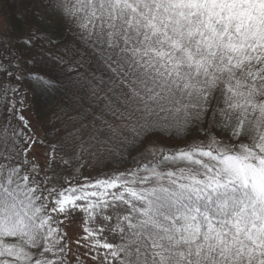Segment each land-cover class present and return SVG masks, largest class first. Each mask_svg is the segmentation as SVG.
<instances>
[{
    "label": "snow or ice",
    "instance_id": "1",
    "mask_svg": "<svg viewBox=\"0 0 264 264\" xmlns=\"http://www.w3.org/2000/svg\"><path fill=\"white\" fill-rule=\"evenodd\" d=\"M41 7L76 46L50 57L51 75H24L0 41V264H73L65 226L77 215L75 243L95 264H264V0ZM35 40L51 43L35 32L24 43ZM85 55L106 80L80 71ZM25 79L63 91L61 111L78 112L74 121L89 118L85 100L106 88L91 134L82 124L45 145L24 114ZM156 137L192 139L165 148ZM105 156L131 165L81 177L85 157Z\"/></svg>",
    "mask_w": 264,
    "mask_h": 264
},
{
    "label": "trees",
    "instance_id": "2",
    "mask_svg": "<svg viewBox=\"0 0 264 264\" xmlns=\"http://www.w3.org/2000/svg\"><path fill=\"white\" fill-rule=\"evenodd\" d=\"M41 3L42 0H0V14L5 20V31L0 33V41H7L9 46L19 53L21 57L20 63L25 66L24 75L28 73L51 75L54 61L50 57L62 55L65 46L69 48L76 46L68 26L58 17L50 15L46 9L41 7ZM41 17L44 19L42 20ZM33 32L38 36L41 34L46 35L51 40V43L48 40H35L31 47L26 46L24 41L30 38ZM38 52L47 53V55H38ZM33 58H35L34 65L27 66L26 62ZM72 58L77 57L73 54ZM2 59L3 57L0 56V60ZM81 63L84 65L80 69L81 72L92 73L97 77L103 76L105 80L107 79L104 69L89 62L86 55L81 60ZM19 86L22 90H27L26 98L39 130L43 133L45 145L61 143L70 131L80 128L82 124L87 125L81 131V135L86 139L93 130L90 121L99 117L104 111L105 100L103 97L106 88L103 86L98 93L99 98L89 97L85 100V107L89 110V118L75 121L72 117H78V112L65 114L61 111L65 107L63 91L49 95L35 89L34 85L26 79L20 82ZM80 111H83V109ZM108 119L110 120L111 117H108ZM199 138L203 139V137ZM155 139L165 148H177L184 147L191 141L192 137L187 140H177L168 137H156ZM41 148L46 150V147ZM142 150L141 148L137 151ZM67 154L71 155L72 152L68 151ZM135 154L133 153V155ZM85 164L89 166L90 172L82 176L93 175L94 173L92 178L86 176L89 179H93L104 173L122 171L131 165V160L127 164L118 167L107 156L98 160L85 157Z\"/></svg>",
    "mask_w": 264,
    "mask_h": 264
},
{
    "label": "rangeland",
    "instance_id": "3",
    "mask_svg": "<svg viewBox=\"0 0 264 264\" xmlns=\"http://www.w3.org/2000/svg\"><path fill=\"white\" fill-rule=\"evenodd\" d=\"M4 31H5V20L0 14V33H4ZM27 102H28V99H27ZM24 114L26 115V117L31 122V127H32V130L34 131L35 135L43 140V133H41L39 130L38 124L35 120V117L33 115L31 107H29V109ZM45 153H46L45 149H42L41 147L39 149H37V155L39 157L40 163L44 162ZM31 155L32 154L30 153V156ZM57 167L59 168L60 166L57 165ZM89 172H90L89 166H87L85 164V166L80 171L81 177L83 178V177L87 176V177L92 178L94 173H93V175L82 176L83 174H86ZM60 182H62V181H60ZM81 224H82V219L79 215L74 217L70 222H66L65 230H66L67 235H68V243H69L70 250H71L70 251V259L73 261V264H75V256L72 255V253H75L76 255L80 256L81 260L83 261V264H95V262L89 256L84 255V253L87 251V249L79 247L75 243V241L78 239V237L80 235H82Z\"/></svg>",
    "mask_w": 264,
    "mask_h": 264
}]
</instances>
